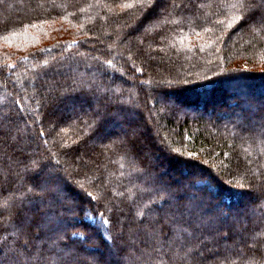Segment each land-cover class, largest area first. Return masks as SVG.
I'll return each instance as SVG.
<instances>
[{
    "label": "trees",
    "instance_id": "1",
    "mask_svg": "<svg viewBox=\"0 0 264 264\" xmlns=\"http://www.w3.org/2000/svg\"><path fill=\"white\" fill-rule=\"evenodd\" d=\"M261 4L0 0V264H264Z\"/></svg>",
    "mask_w": 264,
    "mask_h": 264
},
{
    "label": "snow or ice",
    "instance_id": "2",
    "mask_svg": "<svg viewBox=\"0 0 264 264\" xmlns=\"http://www.w3.org/2000/svg\"><path fill=\"white\" fill-rule=\"evenodd\" d=\"M141 3L145 9L156 11V9L160 6L161 0H141ZM128 7L131 8L132 5H128ZM249 7H252V5H249ZM258 7L261 9L260 20L264 22V0H262V4ZM104 223L107 224L108 221H104Z\"/></svg>",
    "mask_w": 264,
    "mask_h": 264
}]
</instances>
